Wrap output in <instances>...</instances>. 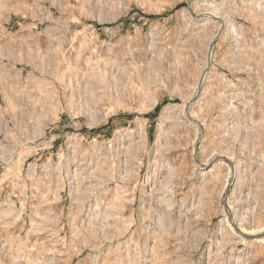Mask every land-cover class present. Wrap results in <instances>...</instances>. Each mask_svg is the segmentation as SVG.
Masks as SVG:
<instances>
[{
    "label": "rangeland",
    "instance_id": "374dc122",
    "mask_svg": "<svg viewBox=\"0 0 264 264\" xmlns=\"http://www.w3.org/2000/svg\"><path fill=\"white\" fill-rule=\"evenodd\" d=\"M92 2L77 42L92 25L120 46H60L50 80L15 59L30 81L0 82V235L31 264H264V0ZM207 3L238 37L200 20ZM24 9L0 0V54L32 36L5 23ZM220 154L241 162L226 189Z\"/></svg>",
    "mask_w": 264,
    "mask_h": 264
},
{
    "label": "built area",
    "instance_id": "2783aa9c",
    "mask_svg": "<svg viewBox=\"0 0 264 264\" xmlns=\"http://www.w3.org/2000/svg\"><path fill=\"white\" fill-rule=\"evenodd\" d=\"M11 2L14 4V7L23 6L25 9L23 12L13 11L11 14L6 15V25L21 15L19 18L22 21H27L30 27L29 32L32 36L29 39L24 38L23 41L18 40L13 46H8L10 55L0 54V82L11 83L22 81L27 83L30 81V76L22 73L23 68L15 70L16 65L21 66L19 62H15V59L21 61L25 66H35L34 64L37 62L40 67L35 70L33 79L43 78L50 80L53 78V70L48 62L45 63L46 65L44 64V59L49 58L50 54L60 46H86L89 47V50H93V52H96L99 46L104 48L108 46H120L118 42H111L116 35H110L108 40L104 39L102 42H99L95 37V29H93L92 25H88L82 32H78L81 33L80 39H84L85 43L80 44L77 42L79 38L75 36L77 33L76 28L79 25L82 26V23L92 22L94 19L93 14L96 3L93 4L92 0H69L73 8L70 12L65 11L68 6L67 0H11ZM99 4H97L98 8L100 7ZM80 11H83L85 14L80 13ZM17 22L14 21L15 24ZM98 23L100 26L104 25L103 22L98 21ZM108 30L109 28L106 27L105 33ZM111 32L112 34H116L114 31H110L109 33ZM6 34L9 36L16 35L17 32L12 33L10 30ZM68 38H70L71 42L73 40L74 42L68 44ZM2 47L0 46V50ZM9 142L13 143L8 138L3 143L0 141V170L3 165L10 163L9 155L4 154L3 148L5 149L6 147H2L9 144ZM10 177L8 176V179ZM4 191L0 187V196ZM5 206V203L0 202V228L8 230L12 223L7 213L2 210ZM4 234L6 236L0 235V264H31L32 250L21 251L22 246H19L17 239L15 240L7 231H4Z\"/></svg>",
    "mask_w": 264,
    "mask_h": 264
},
{
    "label": "bare ground",
    "instance_id": "6f19581e",
    "mask_svg": "<svg viewBox=\"0 0 264 264\" xmlns=\"http://www.w3.org/2000/svg\"><path fill=\"white\" fill-rule=\"evenodd\" d=\"M206 8L205 10H203L202 13H200V16H204V19H200V20H203V21H210V22H213L214 24H216V31L221 28L222 32H223V35L225 34L226 31H230L231 33L229 34H232L233 36L235 37H238L237 36V28L235 27L234 23H230L224 16L221 15V13L219 12L220 10V7H217V6H214L212 4H206L205 5ZM249 7V6H248ZM81 13L83 11H80ZM193 14H196L194 12H192ZM235 14V13H234ZM199 16V15H198ZM238 17V16H237ZM215 27V26H214ZM240 29V28H239ZM228 34V33H227ZM243 38V37H242ZM236 42V40L234 41ZM151 46H152V43H150ZM216 48V46H215ZM213 49H214V46H213ZM203 83V82H202ZM202 83L200 85H202ZM196 94H198V92H196ZM196 94L194 97H196ZM226 98V97H225ZM224 99V98H223ZM231 99V98H230ZM229 99V100H230ZM234 99V98H233ZM232 101V100H231ZM229 103V102H228ZM232 104V103H231ZM228 105V104H227ZM232 106V105H231ZM232 108V107H231ZM226 110V109H225ZM187 118V116H186ZM189 118H192L191 116H189ZM191 121V120H190ZM192 123L195 124V122L191 121ZM198 123V122H197ZM195 126L197 127V125L195 124ZM200 135L202 134V130L201 128L199 129V127H197ZM197 137V141L199 140V136ZM220 161L221 164H225L226 167H227V171H229V176H228V181L230 182L226 187L228 188L229 186H231L233 183L231 181L234 180V177H236V182H238L240 180V176H239V172H238V169H239V164L241 162L239 161H234V159H232L231 157H227L226 155H223V154H220V155H217V158H214V160H211L209 162H207L206 166H208L209 164H215L217 161ZM259 160V159H258ZM260 161V160H259ZM19 163V161H18ZM201 165H204V164H201ZM234 176V177H233ZM233 195V194H232ZM228 196L222 198V204L224 206V212H225V216L227 218V222H229V215H227V212L228 214H230V217L232 218V212H231V209H228V205H226V199H227ZM230 212V213H229ZM233 225H235V229H239V234H241V236H247L246 232L241 228V224L238 222H236V216L234 214V218H233ZM257 235V233H253L248 235L249 238L248 240H251V237L252 236H255ZM261 235V236H259ZM258 236L256 237H264V232H260ZM51 236V235H50Z\"/></svg>",
    "mask_w": 264,
    "mask_h": 264
},
{
    "label": "water",
    "instance_id": "95a60500",
    "mask_svg": "<svg viewBox=\"0 0 264 264\" xmlns=\"http://www.w3.org/2000/svg\"><path fill=\"white\" fill-rule=\"evenodd\" d=\"M209 65V64H208ZM208 65H207V67H208Z\"/></svg>",
    "mask_w": 264,
    "mask_h": 264
}]
</instances>
